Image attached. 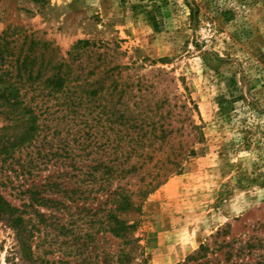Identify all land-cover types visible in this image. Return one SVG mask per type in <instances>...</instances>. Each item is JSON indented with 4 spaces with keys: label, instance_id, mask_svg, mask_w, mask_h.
<instances>
[{
    "label": "rangeland",
    "instance_id": "rangeland-1",
    "mask_svg": "<svg viewBox=\"0 0 264 264\" xmlns=\"http://www.w3.org/2000/svg\"><path fill=\"white\" fill-rule=\"evenodd\" d=\"M8 26L63 54L78 39L115 43L130 74H164L193 101L194 152L141 201L131 264L259 261L264 245L240 256L236 249L264 237V0H0V33ZM3 195L22 202L8 187ZM64 202L30 214L33 262L20 258L13 229L0 219V264H87L95 254L104 264L103 251L114 253L119 241L98 231L89 242L82 208L96 203ZM200 245L210 248L206 257L186 261Z\"/></svg>",
    "mask_w": 264,
    "mask_h": 264
},
{
    "label": "trees",
    "instance_id": "trees-1",
    "mask_svg": "<svg viewBox=\"0 0 264 264\" xmlns=\"http://www.w3.org/2000/svg\"><path fill=\"white\" fill-rule=\"evenodd\" d=\"M118 48L78 39L63 54L20 27L0 33V219L13 229L23 261L34 257L30 214L42 217L37 206L60 209L67 200L96 203L82 208L92 245L98 231L118 239L114 253L103 251L104 264H131L141 201L194 152L193 101L164 74H130ZM49 164L53 171L37 181ZM7 187L20 205L3 195ZM263 245L264 237H252L236 253ZM209 249L200 245L186 261H199ZM87 264H98V255Z\"/></svg>",
    "mask_w": 264,
    "mask_h": 264
}]
</instances>
